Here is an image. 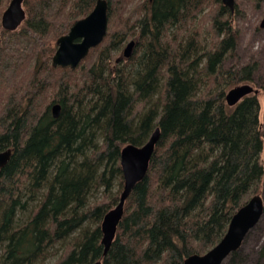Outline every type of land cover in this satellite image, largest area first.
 <instances>
[{"label":"trees","instance_id":"trees-1","mask_svg":"<svg viewBox=\"0 0 264 264\" xmlns=\"http://www.w3.org/2000/svg\"><path fill=\"white\" fill-rule=\"evenodd\" d=\"M95 1L25 0L16 29L0 23V151L11 150L0 172V264H183L261 195L259 101L225 102L233 86L264 88L258 63L239 60L237 13L221 0H107L103 40L77 66H53L57 38ZM127 38L131 55L118 56ZM156 127L148 170L103 255L121 148ZM239 258L240 247L227 257Z\"/></svg>","mask_w":264,"mask_h":264},{"label":"water","instance_id":"water-1","mask_svg":"<svg viewBox=\"0 0 264 264\" xmlns=\"http://www.w3.org/2000/svg\"><path fill=\"white\" fill-rule=\"evenodd\" d=\"M25 0H9L1 13L0 23L4 29L14 30L25 18L23 7ZM223 5L231 11L234 9V0H221ZM107 0H96L92 10L84 17L77 19L69 28L68 32L56 40V50L52 56L53 66L75 67L88 54L92 47L97 46L107 32L108 23ZM259 26L264 28V16ZM135 44L133 39L129 40L124 48V57H129ZM258 89L249 83H242L230 88L225 95L228 106H234L244 96L251 93L256 94ZM59 105L52 106V114L57 117ZM159 137V128L156 127L150 134L148 140L141 146L131 143L124 145L120 151V166L123 176V188L119 195L117 204L108 210L101 221V244L103 255L106 254L120 221L124 203L132 188L145 176L154 146ZM11 150L0 151V172L7 163ZM264 211V201L261 195L251 196L232 215L227 229L220 240L202 254H191L187 256L183 264H222L223 261L242 244L248 232L258 223ZM92 264H101L96 260Z\"/></svg>","mask_w":264,"mask_h":264},{"label":"rangeland","instance_id":"rangeland-1","mask_svg":"<svg viewBox=\"0 0 264 264\" xmlns=\"http://www.w3.org/2000/svg\"><path fill=\"white\" fill-rule=\"evenodd\" d=\"M235 12L237 14L234 15L233 21L238 33L237 54L239 60L241 63L257 62L259 70L256 77L257 79L259 78V84H264V28L259 26L264 14V1L257 3L256 0H234L232 13ZM131 39L127 38L123 43L121 50L117 54L118 56L122 54L125 44ZM248 83L258 89L255 95L260 105L259 119L264 134V88L252 82ZM260 160L264 164V143L260 153ZM260 194L264 201V180ZM263 246L264 214H262L256 224V228H252L245 236L240 246V258L237 264H264V252H261ZM222 264L232 263L226 258Z\"/></svg>","mask_w":264,"mask_h":264}]
</instances>
